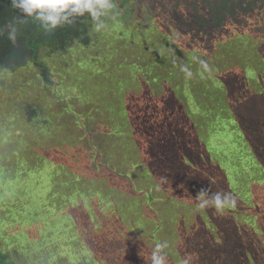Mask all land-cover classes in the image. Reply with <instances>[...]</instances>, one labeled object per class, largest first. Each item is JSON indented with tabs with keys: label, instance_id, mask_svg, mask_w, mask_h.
<instances>
[{
	"label": "trees",
	"instance_id": "trees-1",
	"mask_svg": "<svg viewBox=\"0 0 264 264\" xmlns=\"http://www.w3.org/2000/svg\"><path fill=\"white\" fill-rule=\"evenodd\" d=\"M20 19L18 10L11 6V0H0V28H4V34L0 35V80L5 74L15 76L20 70L36 71V77L39 79L37 85L43 91L40 97L49 94L51 97L46 102L29 103L20 92L11 88L8 89L10 91L8 98L4 100L8 103L0 104L1 109L4 106L8 107V113L0 114V119L14 120V124H8L5 130L8 138L12 136L13 144H4L8 139L5 136L0 138V150L5 145L3 150L7 153L6 158L0 154V169L4 171V175H8L6 181L3 172H0V178L4 179L0 207L8 209V212H15L8 216V219L12 217L13 220L7 225L12 226L17 220L21 225L23 218L27 219L28 224H32L27 229L20 230L17 237L20 242L18 239L16 241L21 245L16 244L13 252L8 251L6 254L3 252L4 248L0 246V264H91L96 260H100L98 264H111L106 258L98 257L105 252L103 246L107 244L112 245L114 250L123 251L120 260L116 258L114 264H134L136 260L138 262L135 264H145L146 260L151 264V252L156 243H161L153 241L154 235L161 227V215L153 204H159L163 200L178 202L177 199H192L195 202L198 201L196 196L202 188H210L211 192L231 193L236 198V206L222 214L212 206L203 209L201 213L193 210L192 213L197 216L196 221L190 220L189 231L186 230L184 221L179 228L176 248L181 260L194 254L197 264H264V202L260 199L264 186L256 180L255 175L258 174H250L254 195L243 197L238 192L236 179L227 172L229 168L236 170L239 163L245 165L243 152L236 138L237 133L242 135L244 144L257 165L264 171V123L249 116L244 108L247 102L255 103L258 99H264V93L261 94L262 90L264 92L262 85V90L255 88L260 85L258 77L264 78V56L260 53L263 58L262 68L257 66L256 70L249 61L248 52L243 51L242 47L245 37L252 34L243 33L240 24L230 21L221 24L224 27L215 40L195 39L196 45L190 50L192 52L189 54L191 56L189 60L185 54L182 57H176L174 54L173 58L156 57L157 63L162 61L167 63L158 68L161 76L158 88L150 87L146 81L142 83L149 86V90L150 88L163 92L166 89L171 90L170 94L162 96L155 105L150 99V104L146 106L152 110L151 114L154 117L161 119L163 125L160 128L151 126L147 129H141V125L137 127L131 125L133 132L130 137L135 148L129 143H124L126 139L116 143L121 145V148H132L131 156L124 157L121 150L114 151L115 147L107 146L105 139L95 144L87 138V134L77 131L82 120L76 117V113L71 111L72 117L78 119L79 123L68 120L64 124L63 120L59 121L56 117L61 110L58 106L63 105L62 99L70 97L75 111L87 109L89 110L87 117L91 122L97 120L92 116L94 104L91 103V99L80 95L79 89L72 85L71 78L76 62L82 57L92 64L95 59L88 57L90 49H95L91 17L85 14L84 17L76 18L73 24H66L51 33H45L39 22L33 18H27L24 23H20ZM13 20L17 22L18 28L15 43L8 39L7 33L10 28H5V25L12 23ZM220 26H217L218 30ZM249 39L264 41L263 38ZM173 46L176 50L175 42ZM260 46L262 44L259 45V51ZM209 53L211 58L207 56ZM193 55L203 56L210 70L204 71L197 61L192 60ZM173 59L177 61L175 64ZM181 63L187 64L192 71V78H186L183 72L180 77L170 73L171 68L179 71ZM153 64L151 63L152 66ZM248 69L253 70L255 75L248 72ZM207 73L213 74L221 83L218 88L214 84H206ZM203 74L205 76H201ZM69 79L71 86L67 85ZM30 80H35V77H30ZM185 85H188V89L197 97L198 102L209 103L213 99H218L217 95L221 93L228 103L230 116L223 114L218 108L208 109L205 111L207 118L214 122L205 121L204 126L216 131L217 129L225 131L218 137L225 139V142L229 141L226 146L230 149L229 162L233 167L229 165L226 168L223 163L214 161L207 150V145L199 139L197 132L199 124L192 118L195 112L188 104L190 98ZM176 88L180 96L176 94L174 90ZM133 102L134 100L129 106H133ZM128 110L127 105L129 114ZM2 111L0 110V113ZM49 113H53L54 116ZM47 114L48 117L44 116ZM211 116L214 119H211ZM221 117L225 120H221ZM48 122L50 128H44ZM59 122L62 123V129L56 131L55 124ZM4 124L6 123L0 121V126ZM109 131L103 132L107 135ZM141 141H145L146 148L140 145ZM224 145L225 143L222 144ZM29 146L33 147L35 153L28 152ZM145 149L147 153H144ZM145 154L148 158H145ZM34 156L35 161L31 160ZM96 157L99 163L95 161ZM114 158L118 162H111ZM145 168L151 173L153 183L148 182L151 186L140 184L144 183L142 171ZM239 168L241 169L239 173L242 174V167ZM71 174L77 175V179L79 176L89 180L97 179L98 191L87 190L84 184L76 179L72 180ZM21 184H26L24 186L26 189L20 188ZM32 185L45 186L50 199L47 200L36 191L39 203L27 206L30 198L26 191ZM181 187L184 189L183 192L174 191ZM110 190L126 191L137 198L141 205L145 202L144 219L135 222L134 218H131L132 215L113 209L117 205L116 199L112 196L108 199L101 195L104 191ZM88 192L93 194L87 197ZM100 203H104L105 211L101 210L103 206H98L97 210L93 208L95 204ZM40 206L43 209H39ZM40 212L44 217L40 216ZM83 213L87 217L79 220ZM33 214L39 217L32 218ZM124 219L128 224H124ZM79 221H82L83 225H79ZM149 221L158 223L151 231L146 230L144 225ZM38 223L40 225H35ZM1 225L3 224L0 223V228L3 227ZM79 226H83V229L81 230ZM46 232L79 249L77 259L73 258L76 255L73 251H63L62 244L58 245V253L53 251L54 253L47 257L38 255L39 250L36 247L40 246L38 244L44 239ZM87 232L96 236L89 243L82 235ZM17 234L18 232L13 235ZM69 234H73V237H69ZM101 236L106 243H100L99 246ZM70 241L78 243L75 245ZM11 244L15 243L8 241V245H5L7 249H10ZM16 250L17 253H14ZM169 261L171 260L168 259V264H172Z\"/></svg>",
	"mask_w": 264,
	"mask_h": 264
},
{
	"label": "rangeland",
	"instance_id": "rangeland-1",
	"mask_svg": "<svg viewBox=\"0 0 264 264\" xmlns=\"http://www.w3.org/2000/svg\"><path fill=\"white\" fill-rule=\"evenodd\" d=\"M115 3L117 5L116 11L119 14L114 18H106L107 27L101 32H94L92 26L91 32L94 34L93 46L95 49H90L88 57L95 58L93 64L86 58L82 57L81 60L76 62V67L74 68L73 76L71 77L72 85L79 89L80 95L83 98L91 99V103L94 104L92 116L97 120L94 121V123L91 122V119L87 117L89 113V110L87 109L75 111L73 109V100H71L70 97L62 99L63 105L58 106V109L61 110L56 114L57 119H59V121L63 120L64 124L68 120H73L76 123H79L78 119L72 117L71 111L76 113V117L82 120L77 131L87 134V138L91 140L92 143L98 144L105 139L107 141V146H111V148L112 146L115 147L114 151L121 150L124 157L131 156L132 148H121V145H116L117 141L120 142L126 139L124 143H129L135 148L134 142L130 137L133 132L131 125H135L136 127L141 125V129H147L151 126L160 128L163 125L161 119L154 117L151 114L152 110L146 106L150 104V99H152V102L155 105L161 100L162 96L171 93L170 89H166L164 92L157 91L153 88H150V90L148 89L149 86L158 88L161 78L158 68L167 64L166 61L157 63L155 58L158 56L161 58H173L174 54L176 57H182L185 54L189 60L192 52L190 50L196 45L195 39L201 40V38H212L215 40L214 38H218L217 36H219L222 27H224L221 24L232 21L242 26L243 33L252 34L245 37L246 40L242 44L243 51L248 52L250 56L249 61L254 69L257 70V66L262 68L261 60H263V58H261L260 53L264 56V41L257 42V40H251L249 38H263L262 40H264V0H115ZM217 26H220L219 30L217 29ZM239 39L243 38H238V40ZM183 40L185 42H183ZM174 42L176 43V50L173 46ZM260 44H262V46H260L259 51ZM207 56L211 58L210 53L207 54ZM200 57L205 60L203 56ZM151 63H154L153 66ZM192 66L193 65L191 64L190 67ZM179 71L175 70V68L170 69V73H172L173 76L180 77L182 72ZM248 72H252L253 75H255L251 69H248ZM207 74L208 78L206 84H214L216 88H218L221 83L218 82L213 74ZM36 76V71L29 70H20L15 76L8 74L2 76L4 78L1 77L2 79L0 80V104L8 103L4 102V100L8 98V93L11 88L20 92L24 100L29 103H37L38 101L42 103L48 101L51 97L50 94L48 96L40 97L43 94V91L39 85H37L39 79ZM201 76H205V74ZM30 77H35V80H30ZM143 78L145 80H142ZM257 80L260 85L255 86V88L262 90V87L264 88V78L258 77ZM142 81H146L149 86L147 87ZM67 85L71 86L70 79ZM172 85L173 83L170 86ZM187 86L188 85H185V90L190 98L188 104L191 110L195 112V115H193L192 118L199 124L197 128L199 139L207 145V150L210 152L214 161L223 163V165H226V168H228L229 165L233 167L232 163L229 162L230 149L226 146L229 144V141L227 140L225 142V139L220 138L222 136L221 134H224L225 131L219 129L216 131L204 126L205 121H210L205 113L208 109L218 108L223 114L230 116L228 103L225 101V98L221 93H218V99H213L209 103L198 102L197 97L193 96V92L188 89ZM222 87H220V89H222ZM14 88H19L20 90ZM174 90L176 94L180 96L179 90L177 88ZM182 91H184V89ZM263 93L262 90L261 94ZM158 98L160 99L155 100ZM133 100V106H129V103ZM127 105L129 107V114L127 113ZM244 108L248 111L249 116L258 122L264 123V99H258L255 103L247 102L244 104ZM0 110H3L0 114L8 113V107L4 106L2 109L0 108ZM240 111H242V109ZM49 114L54 116L53 113ZM49 114L44 116L48 117ZM211 119L214 118L211 116ZM221 120L225 119L221 117ZM0 121L6 123L4 124L5 126H0V138H3L4 136L8 138V135L5 133L6 127L8 124H14V120L8 118V120L0 119ZM210 122L213 123L214 121ZM55 125L56 131L62 129L61 122ZM15 127L17 128V126ZM43 127L49 129L50 122ZM104 130L110 131L106 135L103 132ZM208 131L211 132L207 134ZM96 133L98 134L94 135ZM229 134L232 136L230 132ZM92 135L94 137H92ZM142 138V135H140V139ZM236 138L239 140V147L242 149L245 165L239 163L236 170L229 168L227 169V172L230 176H233V178L236 179L240 195L243 197H250L254 194L253 184L249 179V175L258 174L255 175V178L264 186V171H262L257 165L256 160L244 144L242 135L237 133ZM12 139V136H10L4 144H13ZM144 142L145 141H141L140 145L146 148ZM223 143H225L224 146H222ZM3 149L5 150V145L2 147V150ZM2 150H0V154H3L4 158H6L7 153ZM31 151L35 153L33 147L29 146L28 152ZM9 152L8 148V153ZM144 153H147L146 149ZM116 158L119 159L118 157ZM116 158L112 159L111 162H118L116 161ZM145 158H148L146 154ZM34 159L35 156L31 157V160ZM95 161L99 163L97 157L95 158ZM243 166H245L244 170ZM239 167H242V174L239 173L241 171ZM1 171L3 172V177H5L7 181L8 175H4L2 169H0V172ZM150 174L149 170L146 168L143 169L142 180L144 183H140L141 185L151 186L148 183H153ZM71 176L72 180L76 179V181L84 184L87 190L93 192L98 191L96 187L97 179L89 180L81 176L77 179V175L75 176V174H71ZM30 182L33 183L34 181L31 180ZM3 183L4 179L0 178V194L2 193L1 187L3 186ZM24 186H26V184H21L20 188H23ZM24 189H26V187H24ZM183 190L184 189L181 187L174 191L181 193ZM36 191L40 196L44 195L47 200L50 199V195L46 193L45 186L34 187L32 185V187H29V190L26 191L29 193L28 197L30 198L27 206L30 207L34 203H39V199H36ZM170 191H168V193ZM7 193L8 191L6 194ZM91 194L93 193L88 192L87 197ZM170 194L173 193L170 192ZM101 195H104V197H107L108 199L109 196L114 197L117 205L116 207H113V209L132 215L131 218H134L135 222H138L139 219H144V216H146L145 209H143L145 202L141 205L138 202V199L131 193L110 190L108 192L104 191ZM260 199L264 202V190L262 189ZM177 201L181 203L163 200L159 204H153V207L158 210V213L161 215V227L158 228L159 231L154 235L153 241L163 242L166 240L169 242V248L165 251H168L171 255L168 256V259L171 260L169 262L172 264H182V260L176 248L179 239V228L184 221L185 228L189 231L191 227L190 220L196 221L197 216H194V212L192 213V211L195 209L197 210L199 202L195 201V203L192 199H177ZM98 206H103L101 210L105 211L104 203H100L99 205L95 204L93 208L97 210V208H99ZM89 208L90 210L93 209L90 205ZM39 209H43V207L40 206ZM7 210L0 207V223L3 224L1 225L3 227L0 228V246L4 248L3 252L6 254H8V251L13 252L16 248V244H18L19 241L17 237L20 230L27 229L29 225L32 226V224H28L27 219L25 218L21 219V225L18 220L12 226L7 225L8 222L13 220L12 217L8 219V216L15 213L8 212ZM202 211L203 210H199L200 213ZM39 214L41 217H44L42 212ZM33 217L38 218L39 216L33 214L32 218ZM86 217L87 215L83 213V215H80L79 220ZM72 222L74 232L75 219ZM144 222L146 223V221ZM124 224H128V221H125V219ZM35 225H40V223ZM79 225H83V222L79 221ZM144 225L146 226V230L151 231L152 228L158 225V223L155 224L154 221H149V223ZM79 228L82 230L83 226H79ZM16 232H18V234L13 235ZM82 235L86 237L85 239L88 243L92 238L96 237L91 232L82 233ZM68 236L73 237V234H69ZM8 237L13 238L14 240ZM16 239H18V241H16ZM8 241L15 243L11 244L10 249H7L8 247L5 246L8 245ZM70 242L75 245L78 243L77 241ZM67 243L68 242L54 238L50 232H46L44 239L38 244V246H40L36 247V249L39 250L38 255L47 257L54 252L58 253V245L62 244L63 251H73V253H76L73 257L76 260L79 249H75ZM100 243H106V240L102 236L99 238L98 245ZM18 245L20 246L21 244L19 243ZM103 247L105 252L98 257L106 258L111 264L116 262V258H119L120 260L122 257L123 251L114 250L112 245L107 244ZM17 251L18 250L14 253H17ZM190 256L192 258L191 264H197V261L195 260L196 256L194 254H190ZM67 257H69V255ZM98 262H100V260L91 262V264H98ZM137 262L138 261L136 260L134 264Z\"/></svg>",
	"mask_w": 264,
	"mask_h": 264
},
{
	"label": "clouds",
	"instance_id": "clouds-1",
	"mask_svg": "<svg viewBox=\"0 0 264 264\" xmlns=\"http://www.w3.org/2000/svg\"><path fill=\"white\" fill-rule=\"evenodd\" d=\"M11 6L17 9L20 14V23H24L27 18H33L39 22L45 33H51L55 29L64 25H71L76 18L84 17L85 14L91 17L93 29L101 32L107 27L106 18H114L119 13L116 11L115 0H11ZM16 21L5 25L10 28L8 39L16 42L18 28ZM4 28H0V35L4 34ZM174 51V50H173ZM192 60L197 61L204 71H209L207 61L199 56L193 55ZM177 61L173 59L175 64ZM180 70L186 78H192V71L187 64H180ZM196 199L199 201L197 210H203L209 206L215 208L218 213H224L227 209L236 206V198L229 192H211L210 188H202ZM169 242L156 243L151 252V264H168ZM191 256L186 257L182 264H190ZM147 264V260H146Z\"/></svg>",
	"mask_w": 264,
	"mask_h": 264
}]
</instances>
